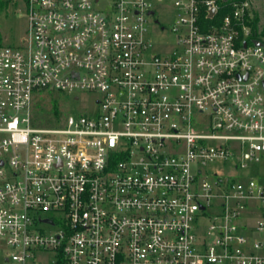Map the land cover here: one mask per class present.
Returning <instances> with one entry per match:
<instances>
[{
	"label": "built area",
	"instance_id": "built-area-1",
	"mask_svg": "<svg viewBox=\"0 0 264 264\" xmlns=\"http://www.w3.org/2000/svg\"><path fill=\"white\" fill-rule=\"evenodd\" d=\"M165 1L24 0L0 47L5 264H264V36L247 2L171 0L155 53ZM51 91L96 109L39 125Z\"/></svg>",
	"mask_w": 264,
	"mask_h": 264
},
{
	"label": "rangeland",
	"instance_id": "rangeland-1",
	"mask_svg": "<svg viewBox=\"0 0 264 264\" xmlns=\"http://www.w3.org/2000/svg\"><path fill=\"white\" fill-rule=\"evenodd\" d=\"M249 4V18H257L258 33L264 30V0H240ZM0 33L5 46L17 47L21 45V41L25 37L27 31L28 20L26 13V5L24 0H0ZM155 18L166 27L161 30L154 27L151 38L154 43L155 53L161 55L168 54L176 47V38L170 30V26L175 19V11L172 8L171 0H166L156 9ZM79 100H75V93H64L59 91H51L47 95L41 96L37 101L39 106L33 107V115L39 125L51 124V122L62 113L67 115H81L93 112L96 109L95 97L97 94L80 91L76 93ZM55 109L59 114L54 113ZM52 125V124H51ZM220 169V165L215 166L213 170ZM5 245L0 239V264L3 262V250Z\"/></svg>",
	"mask_w": 264,
	"mask_h": 264
},
{
	"label": "trees",
	"instance_id": "trees-1",
	"mask_svg": "<svg viewBox=\"0 0 264 264\" xmlns=\"http://www.w3.org/2000/svg\"><path fill=\"white\" fill-rule=\"evenodd\" d=\"M234 1H240V0H234ZM0 6H1V4H0ZM231 11V8H226V9H223L222 10V14L223 15H225V14H227V13H229ZM257 18H247L246 19V24L248 25V26H250L251 27V30H252V34L253 35H257L258 34V32L256 31V29H257ZM263 36H264V30H263V33H261ZM4 44H3V38H2V35H1V33H0V47L1 46H3ZM39 99V98H38ZM37 99V100H38ZM36 100V102H35V105H36V107L37 106H39V102ZM54 113L56 114V115H58L59 114V111L57 110V109H55V111H54Z\"/></svg>",
	"mask_w": 264,
	"mask_h": 264
},
{
	"label": "water",
	"instance_id": "water-1",
	"mask_svg": "<svg viewBox=\"0 0 264 264\" xmlns=\"http://www.w3.org/2000/svg\"><path fill=\"white\" fill-rule=\"evenodd\" d=\"M215 13V9H213L212 11H211V16L213 15ZM256 45H260V42H258V41H255L254 42Z\"/></svg>",
	"mask_w": 264,
	"mask_h": 264
}]
</instances>
